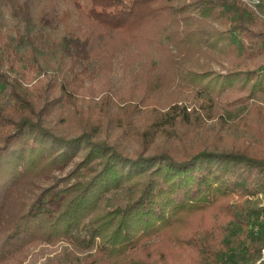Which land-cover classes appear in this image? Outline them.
<instances>
[{"label":"trees","instance_id":"obj_1","mask_svg":"<svg viewBox=\"0 0 264 264\" xmlns=\"http://www.w3.org/2000/svg\"><path fill=\"white\" fill-rule=\"evenodd\" d=\"M74 14L76 26L58 41L65 57L57 71L60 80L55 72L31 88L22 87L10 70H25L22 60L29 71L40 70L34 48L47 46V38L33 34L27 38L30 50L18 54L0 30V67H6L0 82L8 87L0 97V263L42 240L64 241L102 257L98 261L87 252L84 264H264L262 239L253 237L214 256L226 244L223 221L234 216L233 194L264 187V151L254 156L245 149L198 144L181 156L164 147L147 153L145 136L141 150L126 154L98 133L108 95L100 98L99 116L83 119L74 135L57 134L42 123L60 104L74 105L85 80L95 72L108 73L117 52L131 46L137 48L134 56L146 54L149 63L156 58V65H163L155 80L139 86L142 99L176 77L200 83L201 74L184 72L177 62L198 53L204 43L232 55L223 84L242 91L238 101L264 94V30L257 16L241 0H75ZM181 21L195 26L182 29ZM167 31L175 51L162 40ZM247 59L257 60V66H247ZM177 108L163 111L147 137L165 122L187 116L185 108ZM251 112L264 121L259 107ZM72 157L79 160L65 175L53 177L29 202H17L25 182ZM118 188L133 190V196L107 207L105 195ZM153 222L158 226L150 231Z\"/></svg>","mask_w":264,"mask_h":264},{"label":"rangeland","instance_id":"obj_2","mask_svg":"<svg viewBox=\"0 0 264 264\" xmlns=\"http://www.w3.org/2000/svg\"><path fill=\"white\" fill-rule=\"evenodd\" d=\"M74 1L0 0V30L3 36L9 38L7 41L16 53H27L30 50L32 44L27 38L33 34L39 33L47 38V46L34 48L40 70L29 71L23 60L20 65L25 70H10L11 75L18 77L22 87L31 88L62 69L65 57L58 49V41L65 32L76 26ZM241 1L252 12L250 1ZM259 8L264 12V0H259ZM256 18L264 30V19L258 16ZM211 25L219 27L217 22H212ZM194 26L195 23L190 21L180 22L182 29ZM168 31L171 33L173 30ZM168 31L162 40L169 43L175 51V44L171 42ZM135 51V46L119 50L108 73L95 72L92 77H88L76 97L75 104H60L61 108L44 116L42 123L52 127L57 134L74 135L83 119H96L99 116L97 108L102 104L100 98L108 95V112L99 117L101 124L98 133L126 154L141 150L145 136L147 153L164 147L181 156L182 153L190 154L198 144H206L217 150L230 147L245 149L254 156L263 153L264 121L251 111L253 107H259L264 112V94L238 101L242 91L223 84L225 74L232 68V55L221 53L219 48H211L204 43L198 53L184 56L185 58H180L177 62L184 72L194 71L201 74L200 83L197 84L187 77H176L165 88L158 92L152 91L151 96L142 99L139 86L149 79L155 80L163 65H156V58L153 60L154 65L149 63L146 61V54L136 53L134 56ZM247 66L254 68L257 60L254 63L247 59ZM5 69V65L0 67L1 71ZM57 73L56 79L60 80L61 74ZM205 81H209L207 86H204ZM221 84L224 88L219 91ZM7 93L8 87L0 82V97H5ZM174 104L179 107V112L185 108L187 116H179L175 123L165 122L162 128L155 130L152 138L147 137L150 131L156 129V123L163 111ZM78 160L79 157H72L65 164L52 167L29 179L17 192V202H29L41 187L49 185L53 177L65 175ZM132 196L133 190L118 188L105 195L104 203L109 208L123 205ZM229 205L234 216L223 221L222 243L226 244L214 256L227 254V245H247L250 237L262 239L264 248V187L259 186L241 196L234 193ZM157 226L158 223L153 222L149 227L150 231H155ZM142 231L137 230L136 235ZM122 248L115 247L114 250L120 251ZM87 252L98 261L102 258L94 250L75 249L64 241L47 243L34 240L19 255L0 264H84L83 256ZM186 261L192 263L189 258Z\"/></svg>","mask_w":264,"mask_h":264},{"label":"built area","instance_id":"obj_3","mask_svg":"<svg viewBox=\"0 0 264 264\" xmlns=\"http://www.w3.org/2000/svg\"><path fill=\"white\" fill-rule=\"evenodd\" d=\"M250 1L252 12L261 19H264V12L259 8V0H247Z\"/></svg>","mask_w":264,"mask_h":264}]
</instances>
